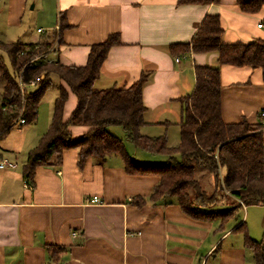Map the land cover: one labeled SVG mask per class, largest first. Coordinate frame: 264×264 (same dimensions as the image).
Listing matches in <instances>:
<instances>
[{"label": "crops", "instance_id": "crops-1", "mask_svg": "<svg viewBox=\"0 0 264 264\" xmlns=\"http://www.w3.org/2000/svg\"><path fill=\"white\" fill-rule=\"evenodd\" d=\"M207 14L221 16L226 43L264 37L258 26L264 22V6L257 13H246L237 0L213 4L0 0V40L29 44L51 35L59 42L49 57L63 65L84 66L94 44L118 35L121 42L110 48L95 86L127 87L143 72L149 73L143 89L146 123L140 131L149 136L165 134L169 141L172 128L176 127L172 133L178 130L180 134L182 98L195 89L196 66L219 65L215 51L181 54L171 50L173 44L191 42ZM220 67L224 120L259 122L264 107L262 69L231 64ZM61 84L68 91L64 107V120L68 121L78 98L67 83ZM116 127L109 130L126 133ZM48 128L36 129L30 146L33 138L42 137ZM70 130L79 138L91 126L73 125ZM13 158L5 150L0 152V161L16 163V167L0 168V264H46L50 260L48 246L64 249L60 264L253 263L252 251L235 230L244 217H193L176 196L154 202L150 196L160 177L129 173L118 154L110 155L104 163L90 157L80 166L78 149H68L61 163L37 166L33 179L24 173L27 158H20L21 164ZM137 160L146 162L140 157ZM94 196L101 202H94ZM136 197L145 202L138 205ZM234 204L224 198L216 209Z\"/></svg>", "mask_w": 264, "mask_h": 264}, {"label": "trees", "instance_id": "trees-1", "mask_svg": "<svg viewBox=\"0 0 264 264\" xmlns=\"http://www.w3.org/2000/svg\"><path fill=\"white\" fill-rule=\"evenodd\" d=\"M221 0H179L187 4H213ZM246 13H257L264 0H237ZM225 29L219 14H207L191 42L173 44L174 53H218L217 66H196V85L193 93L182 98L183 113L180 122V143L170 146L167 135L142 134L146 123V105L143 89L150 74L143 72L139 79L127 87L99 89L95 81L112 46L121 42L112 34L91 47L88 62L84 66L47 62L37 56L47 54L54 45L53 36L44 35L39 43L20 40H0V80L4 82L0 103V136L14 124L16 113L4 107L17 101L18 77L25 67L24 76L44 74L41 86L29 94L26 117L28 122L37 118V109L44 92L57 76L69 85L78 98V104L68 121L64 120V107L68 91L60 83L55 99L53 118L39 143L29 151L24 173L30 179L39 165L58 164L64 151L78 149L79 165L90 157L104 163L112 154L122 156L125 168L134 174H157L159 183L150 198L154 202L166 196H176L184 210L193 217L221 215L223 220L231 216L238 206L264 205V124L262 119L251 123L247 118L238 122H226L222 114V73L220 65L250 66L261 68L264 78V37L251 42L226 43ZM6 56L13 73L7 67ZM260 115V114H259ZM88 125L91 130L75 138L70 127ZM111 126H122L127 137L139 148L152 153L166 154L167 162H140L132 156L119 136L111 133ZM179 154V156H178ZM205 170L203 174L201 171ZM212 179V190L206 188V180ZM235 201L229 209H216L222 199ZM138 205L144 198H134ZM207 207L209 209H207ZM245 222L235 230H244ZM245 243L252 251L255 264H264V239L255 241L245 233ZM50 260L46 264H60L64 249L48 246Z\"/></svg>", "mask_w": 264, "mask_h": 264}, {"label": "rangeland", "instance_id": "rangeland-1", "mask_svg": "<svg viewBox=\"0 0 264 264\" xmlns=\"http://www.w3.org/2000/svg\"><path fill=\"white\" fill-rule=\"evenodd\" d=\"M6 64L10 72L13 73V67L7 56H6ZM51 79H52V84L44 92L40 100V103L38 105L37 119L26 125L15 123L5 134L0 136V152H2V150H5V152L13 154L14 156L13 159L16 160L15 162H19V164L22 163L19 159L22 158L25 161L29 150L32 147H34L32 145L34 143H35L34 145H37L36 143H38V141L41 139V137L37 139L35 138V140L33 138V144H31L30 146V143H32V136L34 135L36 129L40 127H44V125L45 127H50V124L52 122L55 99L59 93L58 85L61 83V80L57 76H53ZM3 85L4 82L0 80V101H1L2 88L4 87ZM35 90L36 89H32V92ZM120 127L123 128L122 126ZM120 127L117 126L116 128H120ZM175 128L176 127H174V129ZM174 129L173 128L171 129V134H170L171 137L169 138L168 141L170 146H177L180 143V139H181L180 134H178L179 133L178 130L172 133ZM114 130L115 129H113V132L111 133L113 134L116 133ZM115 135L119 136L124 140V143L126 144L129 153L132 156H134L136 159L140 157L143 161H146L147 163H153V162L162 163L168 161V156L166 154L152 153L148 150L137 147L135 143L127 137L126 133L122 135L120 134H115ZM212 182L213 180L211 181L208 177V179L206 180L207 189L210 188V190H212L213 187ZM226 205L230 207L228 203H226ZM238 216L244 217L243 222H245L244 227L246 230L245 232L243 229L238 230L236 231V233L241 235L242 238L244 237V239L246 232L248 233L250 238L255 241H261L264 239V205L254 204L244 207L240 206L234 210V213H232L231 220H236ZM249 260L251 261V259ZM252 262L253 263L249 262V264H255V259L254 260L252 259Z\"/></svg>", "mask_w": 264, "mask_h": 264}, {"label": "built area", "instance_id": "built-area-1", "mask_svg": "<svg viewBox=\"0 0 264 264\" xmlns=\"http://www.w3.org/2000/svg\"><path fill=\"white\" fill-rule=\"evenodd\" d=\"M258 26L264 30V22H259ZM39 31L44 32V28H39ZM58 42H59V38L55 39L54 45L50 47L47 54L39 55L36 57V59L44 58L47 62H54L55 60L49 57V54L56 50L58 46ZM186 56L187 55L185 54L184 57ZM177 61H180V58H177ZM24 72H25V67L22 70L20 76L18 77V86L15 93L17 101L4 107L5 110L12 108L15 111L16 113L15 123H20V124H26L28 122L26 114H27V103L29 100V94L32 92V89H38L45 78L44 74H40L33 77H25ZM259 114L264 124V107L260 109ZM11 167H16V163L9 160L0 161V168L5 169ZM25 186L31 187L30 184H26ZM93 201L101 202L98 196H94ZM76 233L77 232H75L74 234Z\"/></svg>", "mask_w": 264, "mask_h": 264}]
</instances>
